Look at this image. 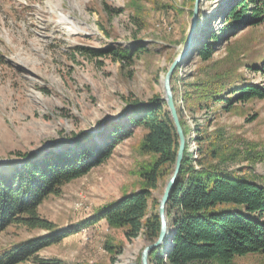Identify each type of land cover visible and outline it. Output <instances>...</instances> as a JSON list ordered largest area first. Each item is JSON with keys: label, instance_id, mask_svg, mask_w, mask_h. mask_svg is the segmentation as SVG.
Wrapping results in <instances>:
<instances>
[{"label": "rangeland", "instance_id": "1", "mask_svg": "<svg viewBox=\"0 0 264 264\" xmlns=\"http://www.w3.org/2000/svg\"><path fill=\"white\" fill-rule=\"evenodd\" d=\"M194 3L141 0L146 9L145 27L137 33L130 0H0V161H15L16 153L41 157L65 150L83 135L89 139L86 145L99 144L107 132V121H126L127 114L122 113L126 105L143 104L154 96L163 99L162 80L187 44ZM231 6L232 0H199L191 52L179 66L178 78L207 81L205 71L219 66V73L231 71L233 79L240 77L264 89V26L224 34ZM212 34H221L218 52L210 64H204L198 52L206 43L205 36ZM133 43L148 52L131 65L92 58L82 50L129 48ZM251 66L259 70L254 72ZM171 77L173 103L183 115L186 130L181 128L186 131L194 168L198 169L200 157L192 140L198 126L203 133L222 136L215 143L222 148L220 159L210 165L237 171L262 184L264 101L240 104L228 114L213 109L192 115L181 98L184 86L178 84L175 92ZM141 136L135 130L131 138L116 145L109 160L62 187L59 196L47 198L38 208L39 217L64 231L138 187V169L150 160L138 152ZM169 178L159 181L152 192L157 206L150 205L148 213H157ZM44 235V231L10 226L0 233V251ZM106 243L121 252L112 264H140L142 250L152 244L143 234L129 242L121 231L99 222L39 252L38 257L60 264H110L113 255L105 250ZM232 264H264V255L237 258Z\"/></svg>", "mask_w": 264, "mask_h": 264}, {"label": "trees", "instance_id": "2", "mask_svg": "<svg viewBox=\"0 0 264 264\" xmlns=\"http://www.w3.org/2000/svg\"><path fill=\"white\" fill-rule=\"evenodd\" d=\"M140 2L130 0L129 4L137 33L144 29L146 17V9ZM261 26H264V0H232L225 16L224 34ZM220 35L205 36L206 43L198 52L204 64H210L216 56ZM82 50L92 58H107L121 65H131L148 52L138 43L129 48L108 46L100 50ZM178 68L171 77L172 88L176 92L175 86H184L181 98L192 115L207 114L213 109L228 114L240 104L264 101V89L240 77L233 79L231 71L219 73L216 71L219 66L209 67L205 71L209 80L203 82L178 78ZM250 69L259 70L257 66ZM122 113L127 114L126 121H107V132L99 144L86 145L89 139L83 135L79 141V137L75 138V145L65 150L48 152L41 157L37 153H16L15 161L0 164V233L10 226L46 232L44 236L0 251V264H60L56 260H43L38 253L99 222H104L110 230L121 231L129 242L141 234L147 241H156L159 219L156 212L148 213V209L150 205L157 206L151 197L159 181L172 174L178 138L165 103L157 96L143 104L130 103ZM177 114L180 126L186 130L181 110ZM197 127L192 140L200 156L196 161L198 169L192 165L185 143L181 170L166 205L171 250L167 253L163 247L156 249L149 256V264H232L237 258L264 255V179L261 184L256 178L210 165L220 159L218 151L222 148L215 143L222 136L218 132L203 133ZM135 130L142 132L137 146L139 154L150 158L138 169V187L64 231L55 230L52 223L39 217L38 208L47 198L59 196L62 187L109 160L116 145L131 138ZM183 134L186 137V131ZM104 248L113 255L110 256L112 264L115 256L121 253L120 249L108 243Z\"/></svg>", "mask_w": 264, "mask_h": 264}, {"label": "water", "instance_id": "3", "mask_svg": "<svg viewBox=\"0 0 264 264\" xmlns=\"http://www.w3.org/2000/svg\"><path fill=\"white\" fill-rule=\"evenodd\" d=\"M198 2L199 0H195L194 7L192 9V16L190 19V30L188 34L187 44L184 50L181 52V54L177 56L174 59L173 63L169 66L162 80V90H163L162 100L167 107V111L170 115L173 128L178 138V150H177L172 174L163 189L162 195L158 203L157 216H158L159 225H160L159 235L155 242L146 246L142 250L141 255H140V264H149V256L151 255V253H153L156 249L160 247H163V249L167 251V253L170 252L171 250L170 242H169L170 232H169L168 222L166 218V205L170 199L171 191L176 184V180L181 170V163L183 160V154H184V149H185V138H184L183 131L179 123V119H178V115H177L174 103H173L172 92H171L169 83H170L171 74L174 71V69L177 66H180L188 58L191 52V48H192L191 42H192V37H193L194 31L196 28V21H197V16H198ZM8 162H9L8 160H3V161H0V164L8 163Z\"/></svg>", "mask_w": 264, "mask_h": 264}]
</instances>
